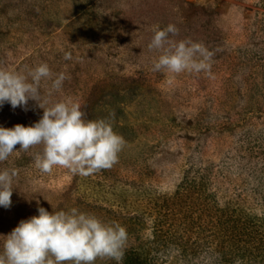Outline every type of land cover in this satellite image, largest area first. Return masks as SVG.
Returning a JSON list of instances; mask_svg holds the SVG:
<instances>
[{"label": "rangeland", "instance_id": "obj_1", "mask_svg": "<svg viewBox=\"0 0 264 264\" xmlns=\"http://www.w3.org/2000/svg\"><path fill=\"white\" fill-rule=\"evenodd\" d=\"M170 23L179 30L173 39L213 53L210 72L152 70L159 55L148 49L153 30ZM40 63L69 77L50 99L79 103L85 119H108L126 143L112 168L89 176L59 167L43 174L33 163L40 148L21 152L16 145L0 162V170L18 173L11 207H0V236L38 215V207L75 208L125 227L126 251L150 236L146 224L128 219L144 206L150 186L171 191L191 158L218 163L229 155L242 165L245 132L262 135L264 147V0H0V67L20 71ZM41 83L45 92L51 87ZM42 115L32 100L27 110L5 103L0 126H31ZM246 171H229L233 185L248 183ZM167 264L181 263L172 256Z\"/></svg>", "mask_w": 264, "mask_h": 264}, {"label": "clouds", "instance_id": "obj_2", "mask_svg": "<svg viewBox=\"0 0 264 264\" xmlns=\"http://www.w3.org/2000/svg\"><path fill=\"white\" fill-rule=\"evenodd\" d=\"M178 32L171 23L164 29L154 28L148 49L159 55L153 60L152 70L172 75L210 72L213 53L202 43L173 39ZM64 59L71 60V53L65 52ZM68 78L64 72L54 73L47 63L20 71L0 67V107L9 103L13 109L27 110L32 100L43 109L42 117L31 126H0V162L15 152L16 145L21 152L40 148L33 155V163L43 174H51L59 167L74 175L89 176L118 162L126 142L108 119H85L79 103L50 99L61 92ZM42 81H51L46 92ZM17 174L16 169L0 170V207H11ZM37 212L21 220L9 234L0 236V264H95L97 259L121 264L128 234L119 223L102 222L75 208L49 212L38 207Z\"/></svg>", "mask_w": 264, "mask_h": 264}, {"label": "trees", "instance_id": "obj_3", "mask_svg": "<svg viewBox=\"0 0 264 264\" xmlns=\"http://www.w3.org/2000/svg\"><path fill=\"white\" fill-rule=\"evenodd\" d=\"M243 134L242 165L229 155L218 163L191 158L171 191L150 186L142 194L144 206L128 219L146 224L150 236L128 247L122 264H167L172 256L181 264H264V147L262 135ZM243 168L248 183L233 185L229 171Z\"/></svg>", "mask_w": 264, "mask_h": 264}]
</instances>
